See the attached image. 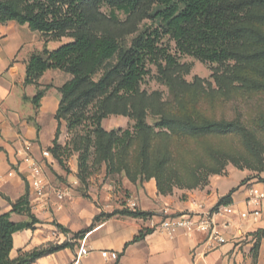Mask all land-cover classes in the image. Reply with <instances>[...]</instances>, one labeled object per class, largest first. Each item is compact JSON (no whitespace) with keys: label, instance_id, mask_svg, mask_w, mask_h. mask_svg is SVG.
<instances>
[{"label":"trees","instance_id":"trees-1","mask_svg":"<svg viewBox=\"0 0 264 264\" xmlns=\"http://www.w3.org/2000/svg\"><path fill=\"white\" fill-rule=\"evenodd\" d=\"M120 14L138 25L145 20L153 25L145 26L127 46L112 31ZM13 21L28 25L45 38L43 50L34 52L27 62V84L36 83L49 70L71 75L59 88L62 98L56 115L58 129L49 151L61 165V157H66L68 152L59 143L65 123L75 135L74 149L83 151L79 157L82 171L88 161L87 141L91 134L97 137L98 152L108 163L112 150L125 147L134 137L130 130L122 131V136L114 130L106 131L101 125L104 119L123 115L135 121L136 132L148 129L141 84L150 75V65L157 69L166 85L173 87L174 75L180 69L178 54L204 63L228 64L227 71L215 76L217 85L224 88L238 79L241 69L264 62V0H0V25ZM166 37L176 44L175 55L163 43ZM64 38L69 42L55 50L48 49L49 42H61ZM45 92L46 89L39 90L32 102L38 106ZM157 115L160 116L157 128L175 130L183 125L189 136L242 130L238 120L193 123L183 122L167 112ZM86 126L92 130L87 137L81 136V129ZM159 193L167 195L162 190ZM231 194L219 204H228ZM21 205L14 206L12 212L27 216V222L15 223L10 219L11 213L0 212V264H32L72 246L69 242L49 244L29 252L21 251L16 259H11L13 235L35 229L40 223L28 205V195ZM125 213L133 217L151 215L139 210ZM56 226L69 232L60 224ZM151 232L142 229L132 243ZM83 233H77L75 238Z\"/></svg>","mask_w":264,"mask_h":264},{"label":"crops","instance_id":"crops-1","mask_svg":"<svg viewBox=\"0 0 264 264\" xmlns=\"http://www.w3.org/2000/svg\"><path fill=\"white\" fill-rule=\"evenodd\" d=\"M41 35L14 21L0 25V212L11 213L10 219L15 223L29 221L27 216L12 212L14 206H22L28 195L32 214L40 221L35 229L13 235L10 258L16 259L21 251L69 242L71 247L32 264H73L84 241L90 254L81 260L82 264H264V213L260 217H241L243 212L252 210L248 205L249 188L256 186L264 191V172L253 175L248 170L229 168L224 175L212 176L202 189L170 195L160 194L156 181L151 179L142 189L129 188L132 195L124 200L109 189L94 191L89 198L73 189L70 200L57 202L48 168L59 169L58 163L52 156L46 159L43 153L55 140L56 115L62 98L59 88L71 75L49 70L36 83H26L29 58L45 47ZM65 40L49 42L47 47L55 50L69 42ZM43 89L45 95L37 106L32 99ZM29 159L47 171L52 189L46 200L38 198L30 188ZM229 194L228 204L234 213L219 219L220 223L226 221L223 233L227 242L221 246L211 248L204 232L187 234L179 230L170 237L154 229L166 217L164 210L173 215L199 213L197 203H201L205 212ZM132 201L136 210L151 215H127L126 211H133ZM108 214L114 215L107 217ZM56 224L69 232H63ZM142 229L152 232L132 243ZM79 232H84L82 237L75 238ZM104 252H108L107 257Z\"/></svg>","mask_w":264,"mask_h":264},{"label":"rangeland","instance_id":"rangeland-1","mask_svg":"<svg viewBox=\"0 0 264 264\" xmlns=\"http://www.w3.org/2000/svg\"><path fill=\"white\" fill-rule=\"evenodd\" d=\"M119 17L112 31L127 46L145 26L153 25L149 20L138 25L123 14ZM41 39L45 41L43 35ZM163 43L176 54V44L169 37L164 38ZM177 61L180 69L174 75L173 87L166 85L153 65H150V75L141 84L147 110L146 131L136 132L135 121L123 115H111L102 121L106 131L114 130L119 136L125 130L134 133L125 147L112 150L110 163L101 157L97 137L91 134L87 141L88 161L82 171L79 157L83 151L74 149L75 135L62 124L59 143L67 147L68 152L66 157H61V165L57 162L59 169L48 168L54 189H74L85 198L94 191L109 189L122 195L124 200L132 195L129 188L142 189L151 179L156 181L158 191L170 195L175 191L202 189L212 176L224 175L229 168L248 170L253 175L264 172V62L241 69L238 79L221 88L215 76L227 71L228 64L204 63L181 54ZM230 66L234 68V64ZM164 112L183 122L238 120L242 130L189 136L183 125L175 130L157 128L160 119L157 114ZM91 130L82 127L80 135L87 137Z\"/></svg>","mask_w":264,"mask_h":264},{"label":"built area","instance_id":"built-area-1","mask_svg":"<svg viewBox=\"0 0 264 264\" xmlns=\"http://www.w3.org/2000/svg\"><path fill=\"white\" fill-rule=\"evenodd\" d=\"M68 137L69 134L67 133ZM46 159L51 157L49 151L43 153ZM29 175L28 182L30 188L33 190L34 194L40 198L45 199L50 190V184L48 182V177L44 170V167L33 159H29ZM57 199V202L63 203L71 199L70 190L67 188L52 189ZM248 205L251 206L252 210L248 212H243L241 214L242 218H247L249 215L255 217H260L264 213V191L253 186L249 188ZM136 203L134 201L130 202V208L133 211L136 210ZM199 208V213H189L183 215H173L169 214L168 210H164V215L166 216L159 224H157L154 229L165 232L168 236L172 237L174 234L183 230L187 234L192 232H204L207 236V242L210 244L211 248H216L227 242V239L223 233V228L226 226V221L220 223L219 219H225L234 213V209L229 204H217L213 209L204 212V205L197 203ZM90 251L88 250L86 243L83 241L77 257L73 264H82L81 260L88 256ZM108 252H104L103 256L107 257Z\"/></svg>","mask_w":264,"mask_h":264}]
</instances>
